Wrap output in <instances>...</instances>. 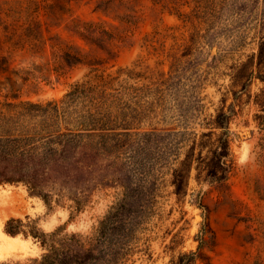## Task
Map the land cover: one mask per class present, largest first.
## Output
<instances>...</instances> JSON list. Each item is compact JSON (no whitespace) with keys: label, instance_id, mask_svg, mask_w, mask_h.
Returning a JSON list of instances; mask_svg holds the SVG:
<instances>
[{"label":"rangeland","instance_id":"rangeland-1","mask_svg":"<svg viewBox=\"0 0 264 264\" xmlns=\"http://www.w3.org/2000/svg\"><path fill=\"white\" fill-rule=\"evenodd\" d=\"M101 73L139 87L117 180L81 202L0 182L3 229L29 250L0 264L117 206L124 264H264V0H0V136Z\"/></svg>","mask_w":264,"mask_h":264},{"label":"trees","instance_id":"trees-1","mask_svg":"<svg viewBox=\"0 0 264 264\" xmlns=\"http://www.w3.org/2000/svg\"><path fill=\"white\" fill-rule=\"evenodd\" d=\"M117 79L96 74L76 83L60 101L24 103L18 116L39 120L29 126L8 118L11 126L30 129L0 136V182L23 181L45 198L46 190L59 187L77 202L87 200L98 186L115 182V163L122 142L132 137L129 122L140 107L133 100L139 87L115 88ZM124 216V206L114 207L92 235L42 234L47 250L27 264H124L129 253L122 242L127 228L119 232Z\"/></svg>","mask_w":264,"mask_h":264},{"label":"bare ground","instance_id":"bare-ground-1","mask_svg":"<svg viewBox=\"0 0 264 264\" xmlns=\"http://www.w3.org/2000/svg\"><path fill=\"white\" fill-rule=\"evenodd\" d=\"M3 224L0 216V261L27 255L28 245L17 237L7 234L3 229Z\"/></svg>","mask_w":264,"mask_h":264}]
</instances>
